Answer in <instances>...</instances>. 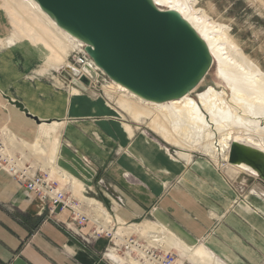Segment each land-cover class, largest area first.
<instances>
[{
	"label": "crops",
	"instance_id": "0c3cea01",
	"mask_svg": "<svg viewBox=\"0 0 264 264\" xmlns=\"http://www.w3.org/2000/svg\"><path fill=\"white\" fill-rule=\"evenodd\" d=\"M12 64L0 78V89L10 87L15 98L8 90L4 94L22 101L40 122L20 112L1 93L7 103L0 102V114L9 118L8 127L16 138L22 136L37 145L34 136L40 124H62L54 163L84 185L76 190L71 178L64 182L62 177L54 178L67 194L81 200L87 213L108 210L114 222L137 225L141 231L127 235L147 243L151 239L143 231L158 236L160 225H165L188 245L202 242L227 264H264V195L261 200L254 197L203 163L201 156L171 157L158 141L144 137L137 123L130 124L128 134L125 120L106 107L104 97H70L63 91L66 88L56 89L34 74L26 76ZM42 164L38 162V168ZM43 165L49 173L50 166ZM115 196L123 197L122 206L116 204ZM254 202H263V210ZM42 208L0 160V264H117L101 257L106 239H93L86 246ZM69 215L65 209L55 218L69 221ZM161 241L158 238V245L166 249L167 242Z\"/></svg>",
	"mask_w": 264,
	"mask_h": 264
},
{
	"label": "bare ground",
	"instance_id": "6f19581e",
	"mask_svg": "<svg viewBox=\"0 0 264 264\" xmlns=\"http://www.w3.org/2000/svg\"><path fill=\"white\" fill-rule=\"evenodd\" d=\"M154 2L161 8L176 9L205 39L212 55L217 82L205 86L202 90H197L198 84L190 92L178 99L156 103L144 100L128 91L119 83L107 80V82L102 84L105 97L123 108L135 122H140L143 117L148 116L150 118V127L156 133H159L163 140L165 139L173 146H178L181 149L185 147L188 150L197 149L199 151L197 144H200L203 150L202 154L213 158V162H216V156L219 157L222 154V159L225 160V163L221 165L222 170H220V173L224 177H227L229 181L241 185L240 183L245 181L242 175L250 177L260 175L264 172V141L252 136L249 129L251 128V124L258 127V125L264 123V71L246 56L243 59H239V56L242 55L239 48L236 49L239 46L232 41H220L219 37L214 34L210 22H207L203 15H198L191 6L183 3L181 0H154ZM3 4L7 5L9 1L4 0ZM13 5L15 10L14 15L18 17L17 20L20 18L26 23H30L33 19H31L32 17L29 14L34 13L38 16L36 25H32V27L29 24L25 27L31 31L28 38L33 43H36V45L38 43L45 44L48 41L49 45H47L49 47L47 46V51L52 54L54 59H66L64 54L68 47L71 50L76 45L84 46L81 41L57 27L54 21L41 11L34 0H16ZM20 6H25L26 9L32 12L27 14L21 12L17 8ZM2 15V12H0V16ZM15 23L18 24L19 21ZM7 27L4 21L0 20L1 34L6 32L5 29L8 30ZM52 30L57 36H51L49 31ZM12 35L15 36V33L13 32ZM18 40L15 41L13 38H9L7 41L8 48L13 50L14 48H18V46L28 45V42L23 41L20 44L17 42ZM47 61H45L44 66L36 69L34 74L39 79H45L51 85L60 87L66 82L59 75L56 77L46 71L49 67L47 66ZM65 64L69 65L70 63L66 62ZM88 67L89 63H86L82 67L87 76L98 69L93 66L92 68ZM72 79L78 80L77 78ZM71 83L78 86L72 80ZM83 87L86 89L87 86ZM78 88H81V86H78ZM72 90L78 91L79 89L75 87ZM0 93L2 95L1 91ZM104 104L106 107L110 106L109 102L105 100ZM109 109L114 114L121 115L113 107H109ZM20 112L24 114L23 111ZM54 123L57 124V127L62 125L57 121H54ZM125 127L127 132H131L129 124H126ZM178 137L187 139V142H183L182 140L177 141ZM193 137L198 138L194 139V141ZM57 139V135H54L53 142L57 141ZM242 140H245L249 145L242 143ZM34 145L37 144L34 143ZM230 148L235 149L237 154L233 162H230L228 159ZM5 151L6 147L0 140V156H4ZM252 161L260 164L262 169H258ZM245 170H249L250 172ZM62 178L66 180V176H62ZM250 191L254 193L255 190L252 188ZM260 192L256 196L261 200L262 195H264V189L260 188ZM254 203L259 209L263 210V202H258L259 204L257 202ZM121 226L119 225L117 230V235L119 236L130 233L129 229H131V232L139 229L137 225H130V228L127 229L126 227H122L121 229ZM165 228L169 230L167 227ZM169 232L174 234L172 231ZM193 249L199 254H201L200 251L206 253L204 249H201L200 245H197L195 248L193 247ZM189 251H191V248H189ZM118 258L121 264L125 262L135 264L132 258L120 256Z\"/></svg>",
	"mask_w": 264,
	"mask_h": 264
},
{
	"label": "rangeland",
	"instance_id": "374dc122",
	"mask_svg": "<svg viewBox=\"0 0 264 264\" xmlns=\"http://www.w3.org/2000/svg\"><path fill=\"white\" fill-rule=\"evenodd\" d=\"M9 4L4 5V0H0V12H2V16H0V20L4 21L6 26H8V30L4 33H0V78L4 77L7 70L9 69L10 62L13 63L11 66L15 70H19L21 73H24L26 76L30 75L32 76L36 71V69L40 68L41 66H44L45 61H47L48 69L46 70L50 75L54 76H60L66 83L59 86H53L56 89H65L63 90L64 93L68 94L70 97H78V96H86L89 95L92 98L98 99V97H104L106 102H109V107H113L115 110L119 111L121 115L120 117H123L126 124L131 123H137L141 129L140 133L142 132L143 136L147 139L158 141L162 144V146L159 143H156L165 150L171 157H178V155L186 154L187 156L189 154L196 155L197 158L201 156V160L203 163H207L211 167L216 168L217 170H222L221 165L225 163V160L222 159V154L218 157L216 156V162H213V158L210 156H206L202 154V149L200 144H197L199 146V151L197 149H190L188 148H179L178 146H173L172 144L168 143L165 139L163 140L160 137L159 133H156L151 127H150V118L148 116L143 117L140 122H135L127 112L115 104L112 101H109L107 97L104 95V90L102 84H104L103 78L97 75L96 73L94 78H92L93 82L95 83L97 90L94 91V88L92 87V80L90 82V85L86 87V89L78 88L75 84L67 81L65 78H63L59 74V70L62 67H66V62H71V64L75 67L74 63V56H78L81 54V50L83 51V46L76 45L73 47V49H69L68 47L65 52L66 59H60L57 60L54 59L52 54L47 51L48 49V41L45 44L33 43L30 41L28 36L30 35V30H28L27 27L29 24L30 26L36 25L37 22V15L34 13H31L32 11L29 9H26L25 6L17 7L21 12L31 13L29 14L33 19L30 23H26L24 20L20 19L17 20L18 17L14 15V3L16 0H8ZM183 3H186L187 5L194 8L195 12L198 15H203L204 19L207 22H210V24L213 27L214 34L219 37V40H223L225 42L232 41L234 44L238 45L236 49L239 48L240 54L239 59H243V57H247L252 61L253 63L260 66V68L264 71V0H181ZM11 5V6H10ZM16 7V6H15ZM6 11V12H5ZM19 11V12H20ZM10 14V15H9ZM37 19V20H36ZM8 20V23H7ZM19 21L18 24L15 22ZM34 22V23H33ZM22 24V25H21ZM23 26V27H22ZM33 27V26H32ZM4 29V28H3ZM15 33V36L12 35V33ZM51 36H57L54 31H49ZM32 34V33H31ZM9 38H13L15 41L19 39L17 42L20 44L23 41L28 42V45H21L18 46V48H14L13 50H10L7 45V41ZM49 39V38H48ZM48 44V45H47ZM37 46V47H35ZM48 46V47H47ZM80 51V52H79ZM236 54H238L236 52ZM244 54V55H243ZM11 57V58H10ZM27 62V63H26ZM77 65V64H76ZM215 66L210 67L208 70L206 76L201 80L199 83L197 90H202L205 88V86L209 84H215L217 82V79L215 77ZM35 75V74H34ZM33 77V76H32ZM41 79V78H40ZM46 82L45 79H41ZM1 83V82H0ZM49 83V82H48ZM71 86V87H70ZM79 89L78 91H73L72 88ZM8 90L10 92V95L15 98V94L12 91V89L6 86L5 91L0 89L2 93L6 92ZM4 91V92H3ZM74 95V96H72ZM2 96V95H1ZM0 96V102L7 103L6 100L1 98ZM193 96V95H192ZM96 99H93L96 100ZM14 108V106H12ZM17 109V108H16ZM19 113V112H18ZM21 115V114H20ZM117 115V113H115ZM5 114H0V140L3 142L4 146L6 147V151L4 152V156H0V160L4 162V165L10 170L11 168L15 169H23L24 165L30 162V169L29 172H41L42 170H45L44 163L46 165H49V173H51V177L54 178L55 175L62 177L66 176V180L70 179L73 181L74 185L76 187V190L82 189L84 183L80 179L68 174L65 170H62L60 172V169L56 167L54 161L57 154V147L59 144V128L61 127L53 123H44L40 124L39 127H42L41 129L38 128L36 135L34 136V139L39 142V145H34V143H30L29 141H26L24 137L16 138L17 136L15 133L12 134V129H9L8 127V121ZM10 125V124H9ZM251 128L249 129L252 136L260 138L264 141V123L261 125H258L256 127L254 124H251ZM132 131V129H131ZM145 131V132H144ZM57 133V134H56ZM128 134H131V132H127ZM46 135V136H45ZM57 135V141L53 142V136ZM198 137H193V140ZM33 140V139H32ZM177 141L182 140L183 142H187V139H184L183 137H178L176 139ZM195 141V140H194ZM29 142V143H28ZM242 143H246L249 145L245 140L241 141ZM218 147V146H217ZM232 147V145H231ZM231 149V148H230ZM190 155V156H191ZM83 160L84 157L81 156ZM31 158V159H30ZM38 162L43 163L40 168H38ZM194 159L190 160V165H194ZM87 165V162L85 161ZM200 163V162H198ZM252 163L258 168L262 169V166L258 164L255 161H252ZM88 167V166H85ZM193 167V166H192ZM14 175V174H13ZM12 175V176H13ZM245 179L244 182H241L242 188L244 190L247 189H254V193L252 191L247 190V192L252 193L254 197H257V193L260 192V188L264 189V172H262L260 175L257 176H245L242 175ZM260 176V177H259ZM262 178V179H261ZM65 180H63L64 182ZM248 183V185H246ZM21 185V184H20ZM243 193L240 192V198H242ZM103 209V208H102ZM104 210V209H103ZM44 211V210H43ZM102 211V210H101ZM46 215L48 214V211L45 209L44 211ZM165 225H160L159 235L157 238H162V243L167 242L168 247H165L172 255H174V263L173 264H227L223 260L217 258L208 248L205 247V245L202 242H198L197 244L188 245L184 243L180 238L175 235L171 234L165 227ZM126 227L124 225L121 226ZM130 228V227H126ZM140 229V228H139ZM122 231V230H121ZM131 232V229L128 230ZM149 233V231H143ZM173 235V236H172ZM176 242V243H175ZM197 245L201 246V249H204L206 253L203 251H200L201 254L196 252L193 247L195 248ZM186 248V249H185ZM189 248H191V251H189ZM203 254V255H202ZM136 261V262H135ZM135 264H142L141 262L134 260ZM133 264V263H132Z\"/></svg>",
	"mask_w": 264,
	"mask_h": 264
},
{
	"label": "water",
	"instance_id": "95a60500",
	"mask_svg": "<svg viewBox=\"0 0 264 264\" xmlns=\"http://www.w3.org/2000/svg\"><path fill=\"white\" fill-rule=\"evenodd\" d=\"M34 1L57 27L84 44V51L108 79L144 100L178 99L195 88L212 66L208 44L193 25L176 9L161 8L154 0ZM94 73L89 76L94 78ZM61 74L83 90L90 84L85 74L78 80L64 69ZM2 96L40 122L22 101ZM236 157L231 149L229 161Z\"/></svg>",
	"mask_w": 264,
	"mask_h": 264
},
{
	"label": "built area",
	"instance_id": "2783aa9c",
	"mask_svg": "<svg viewBox=\"0 0 264 264\" xmlns=\"http://www.w3.org/2000/svg\"><path fill=\"white\" fill-rule=\"evenodd\" d=\"M74 63L75 67L72 64L62 67L61 69L66 70L71 77L77 79H79L81 74L86 75L82 69L86 63H89L90 68H92V66L96 67L84 49L81 51L80 55L74 56ZM95 73L102 77L104 82L110 80L99 68L95 70ZM87 77L91 82L92 78L90 76ZM92 87L94 91L98 89L94 82L92 83ZM30 168L31 167L27 165L23 169L11 168L9 171L11 175L14 174L13 178L18 184H21L28 194L33 195L43 203L42 210L45 211L46 209L48 214L56 220L57 224L61 225L71 235L78 238L81 243L87 246L92 243L93 239L99 237L106 239V245L101 252V257L103 259L117 264L120 262L119 256L132 258L142 264L174 263V255L167 249H162L161 246L158 245L156 233H148V237L151 239L150 243L141 241L137 236L131 234L127 235V233L122 235L123 239L119 243L114 242V239L120 237L117 235L119 225L124 224H119L116 220L114 222L111 216L112 214H110L108 210L87 213L83 208L81 200L67 194L65 189L60 187L59 182L51 177L50 173L45 171L30 173ZM114 199L117 205L122 206L124 204L122 196H115ZM65 209L70 210L69 221L55 218L57 212H61ZM87 225L90 226L88 231L83 232L82 229ZM138 230L141 231L140 229Z\"/></svg>",
	"mask_w": 264,
	"mask_h": 264
}]
</instances>
